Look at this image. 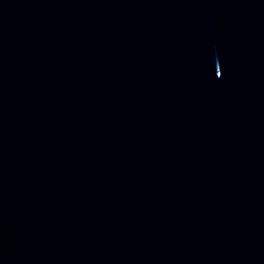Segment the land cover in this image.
Segmentation results:
<instances>
[{
  "label": "water",
  "instance_id": "water-1",
  "mask_svg": "<svg viewBox=\"0 0 264 264\" xmlns=\"http://www.w3.org/2000/svg\"><path fill=\"white\" fill-rule=\"evenodd\" d=\"M0 264H264V0H0Z\"/></svg>",
  "mask_w": 264,
  "mask_h": 264
}]
</instances>
